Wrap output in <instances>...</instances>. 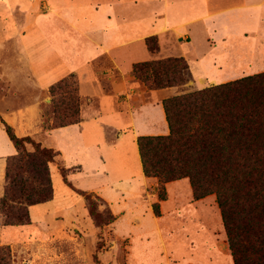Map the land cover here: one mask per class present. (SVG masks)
Returning a JSON list of instances; mask_svg holds the SVG:
<instances>
[{
  "label": "crops",
  "instance_id": "obj_1",
  "mask_svg": "<svg viewBox=\"0 0 264 264\" xmlns=\"http://www.w3.org/2000/svg\"><path fill=\"white\" fill-rule=\"evenodd\" d=\"M28 2L29 13L39 12L41 5L46 8L30 21L28 34L36 31L39 23L45 25V50H23L29 61L26 73L37 94L31 105L15 108L7 104L0 116L18 137H31L43 148L59 152V156L50 163L53 199L29 207L30 224L2 225L0 210V245L17 242L32 255L38 240H51L70 228L84 231V241H88L91 230L93 242L96 240L98 227L85 225L89 219L86 200L65 183L60 171L65 168L74 188L93 193L110 206L115 220L104 227L118 239L130 238L134 245L146 247L179 248L178 256L146 254L138 264H235L230 245L223 241L226 230L220 208L215 206L217 199L215 202L210 195L195 200L186 178L165 184L167 199L160 201L159 180L143 171L138 138L168 135L163 101L189 91L180 87L151 89L131 72L134 63L160 60L171 53L188 60L190 81L199 89L223 83L228 74L215 75L216 63L239 62L243 55L264 56V0ZM2 3L6 6L5 1ZM185 34L191 36L187 50L152 52L144 45L152 37L162 40ZM207 35L222 40L218 58L201 50V41ZM259 61L264 70V59ZM70 74L78 78L80 122L55 128L50 119L51 127L47 128L43 97ZM45 101L49 104V97ZM27 149L33 151L29 145ZM17 154L0 120V199L8 159ZM85 180L89 182L87 187L83 185ZM173 188L178 190L174 194ZM179 188L185 189L184 199L177 195ZM155 203L160 204L161 216L154 214ZM34 229L41 231L38 238L26 237ZM193 239L197 248L192 251L188 248ZM20 248L17 251L25 252ZM41 262L45 264L37 258L31 261Z\"/></svg>",
  "mask_w": 264,
  "mask_h": 264
},
{
  "label": "trees",
  "instance_id": "obj_2",
  "mask_svg": "<svg viewBox=\"0 0 264 264\" xmlns=\"http://www.w3.org/2000/svg\"><path fill=\"white\" fill-rule=\"evenodd\" d=\"M148 45L150 51H157L155 45ZM133 75L151 89L178 87L190 81V67L185 58L172 57L137 63ZM66 82L53 85L51 92ZM71 99L72 118L55 114V128L80 122L78 88ZM163 106L170 133L138 138L144 174L162 185L159 200L167 199L165 184L189 179L195 200L216 196L235 264H264V72L167 98ZM0 120L18 150L7 162L1 217H8L9 202L28 201L25 221L16 217L18 222L4 221L2 225H28L29 207L53 199L50 163L59 152L43 148L31 137H18L1 116ZM27 144L34 147L33 152L27 150ZM16 162L21 163V172H15ZM60 171L65 183L84 196L98 227L114 222L110 208L105 220L93 202L94 197L102 200L100 197L77 190L68 181V171ZM29 178L39 186L32 192L26 189ZM153 211L161 216L159 203L153 205ZM0 264H14L9 246H0Z\"/></svg>",
  "mask_w": 264,
  "mask_h": 264
},
{
  "label": "rangeland",
  "instance_id": "obj_3",
  "mask_svg": "<svg viewBox=\"0 0 264 264\" xmlns=\"http://www.w3.org/2000/svg\"><path fill=\"white\" fill-rule=\"evenodd\" d=\"M3 1L6 2V6L3 5ZM28 4V0H0V52H2L0 56V111H2V107L5 108L7 104H13L15 105V108L23 105H31L32 103L30 102L36 97L37 94V91L30 83V80L28 78L29 75L26 73L29 61L27 59V56L24 55L23 50H45V25L39 23V25H37L36 31L32 32L29 37L28 34L30 33L31 27L30 21L45 12L46 8L44 5H41L39 12L35 10L34 12L29 13V10H26ZM152 38L154 39L152 41H149L151 38L145 40L144 45L147 50H150L148 45L149 42L152 45H155L157 47V50L159 51L187 50V44L191 41V36L189 34H185V36L181 38H177L174 36H168L162 40L157 37ZM221 48L222 40L217 37L207 35L201 41V50H208L209 53H215L216 58L219 57V51L221 50ZM17 50L19 54L17 53ZM6 51H10L11 53L14 52L16 54L12 55L10 53L9 55L4 56L3 53ZM169 54H166V57L163 59L172 57L178 58L177 56L171 55V53ZM213 54L211 55L213 56ZM204 56H207V54L205 53ZM240 59L241 60L239 62H237L235 59L234 62L230 64L216 63L217 72H215V75H217L218 77H222L225 74H228L226 76L227 79L225 78V81L223 82L227 83L246 76L256 75L264 72L263 69H260L262 63L259 61L264 59V56L256 58L252 55H243ZM186 61L188 62L187 59ZM142 62L147 61H140L138 63ZM134 65L135 63L133 64V68ZM131 73L133 74V71ZM117 76L121 77L120 75ZM63 80H66L67 82L61 84L58 88L55 89L53 93L51 92L50 88V92L43 97L44 101L41 103V106L44 115V124L47 128L51 127V124H49L48 122L50 119L54 120L55 114L61 116L64 119L65 116H68L70 118L75 111V109L74 111L69 110L68 104H72L71 98L74 95V90L78 88V78L75 74H70ZM23 84L25 85L24 87L21 86ZM178 87H180L182 91L189 92L201 90L193 83H191V81L183 86ZM189 92H184L183 94ZM48 97L49 104H47V102L45 101V99ZM53 125H55V120ZM28 145L32 147L34 151V147L31 144H27L26 146ZM28 151L33 152L30 150ZM16 165L17 166L14 168L15 172H21V170L19 169L21 163L16 162ZM25 175L27 176V173H25ZM26 176L24 177L26 178ZM4 180L5 195V190L7 187L6 172ZM88 183L89 182L85 180L83 185L87 187L89 186ZM38 187L39 186L36 181H34L32 178H29V184L26 187L27 191L32 192L33 190L38 189ZM160 187H162V185H160ZM177 191L178 190L176 188L172 189L173 194ZM184 191V188H179V192L177 193L178 196L181 195L182 199L186 197ZM211 198L216 202L215 195H211ZM93 202L99 207V211L103 213V218L106 220L108 218L107 210L108 208H110V206L103 199L98 200L95 197L93 198ZM27 205L28 201H26V199H18L16 201L9 202V207L5 211L8 217L2 218V223L4 221L18 222L15 219L16 217H22L25 221L27 219ZM215 206L219 209L217 204H215ZM86 208H88L87 201ZM218 211L221 213L220 209ZM88 218L89 219L86 220L85 225H88L90 227L94 225L98 227L90 216L89 211ZM104 226L106 225L98 227V237H96V240L94 242L91 230L89 236L87 237L88 241L82 240V237H85L84 233H82L84 231H79L75 228L62 230L61 232L55 234V236L51 240H38L39 245L36 246L34 244V254L32 255L28 254V252H32L31 250L18 247V244H16L17 242H14L12 246H0L10 247L13 255V260L15 261L14 264H32L31 261H34L35 258H37L38 261L43 260L45 264H67L68 262L72 263V261L76 264H138L142 255L146 254L152 255L154 257H159L161 255H180L179 248L176 246L162 248L150 245L146 247L136 244L134 245L130 242V238L118 239L116 235H114V232L112 230ZM99 228H102L101 232L99 231ZM40 233L41 231H38V229H34L30 233H28L26 237L31 236L32 238H38V234ZM225 234L226 239H223V241L228 243L229 245L227 233ZM15 239L16 241H19V238L15 237ZM218 239L220 240V237ZM196 243L197 241L194 239L192 241H189L188 249L192 251L195 250L197 248ZM19 248L20 250L23 249L25 252L17 251ZM41 264L44 263L41 262Z\"/></svg>",
  "mask_w": 264,
  "mask_h": 264
}]
</instances>
